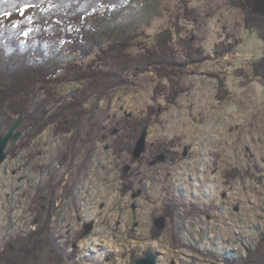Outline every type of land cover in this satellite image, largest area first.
<instances>
[{"label":"rangeland","instance_id":"374dc122","mask_svg":"<svg viewBox=\"0 0 264 264\" xmlns=\"http://www.w3.org/2000/svg\"><path fill=\"white\" fill-rule=\"evenodd\" d=\"M123 2L100 9L101 31L136 28L124 60L139 59L138 73L112 80L70 126L35 136L43 119L24 121L0 167V264H136L148 253L156 264H240L262 243L264 85L252 63L264 43L245 20L264 15V0ZM62 45L49 65L95 59ZM167 77L186 91L174 104ZM85 86L52 83L48 116Z\"/></svg>","mask_w":264,"mask_h":264},{"label":"trees","instance_id":"16d2710c","mask_svg":"<svg viewBox=\"0 0 264 264\" xmlns=\"http://www.w3.org/2000/svg\"><path fill=\"white\" fill-rule=\"evenodd\" d=\"M123 1L0 0V130L9 131L16 118L33 123L31 118L37 114L43 120L30 126L35 136L51 124L70 126L74 118L82 114L80 106L105 95L112 80L126 83L124 76L128 72L138 73L139 59L124 60L125 51L132 46L129 42L137 38L136 28L101 31L104 18L98 15L100 9L105 7L103 15L107 17L114 6H123ZM191 1L178 0L183 8H188ZM89 19H92L91 25H88ZM245 21L259 33L264 43V15L246 11ZM73 23L78 26L77 36L69 30ZM161 36L160 41H164ZM53 37H59L60 41L54 42ZM82 41L86 46L81 44ZM67 42H71V54L83 60L91 56L95 59L86 66L77 62L49 65L54 56H61L62 44ZM227 51L230 49H224L221 54ZM159 72L156 71L157 76ZM252 74L264 85V53L252 63ZM66 78L85 82L87 86L79 92V101L62 103L48 116L47 109L54 103L51 85L66 81ZM167 81L170 92L166 100L174 104L186 91L172 78L167 77ZM43 91L47 96L38 102L37 96ZM161 150L169 153L165 148ZM262 238L260 245L248 251L251 258L241 259L240 264H264V234Z\"/></svg>","mask_w":264,"mask_h":264},{"label":"water","instance_id":"95a60500","mask_svg":"<svg viewBox=\"0 0 264 264\" xmlns=\"http://www.w3.org/2000/svg\"><path fill=\"white\" fill-rule=\"evenodd\" d=\"M24 123V119H20L14 123L10 130L5 135H0V167L7 159V149L11 143L15 144L21 137L20 128ZM147 149V136L142 134L138 139L133 155L135 158H140ZM136 264H156V255L148 253L145 258H142L136 262Z\"/></svg>","mask_w":264,"mask_h":264},{"label":"flooded vegetation","instance_id":"af4514ba","mask_svg":"<svg viewBox=\"0 0 264 264\" xmlns=\"http://www.w3.org/2000/svg\"><path fill=\"white\" fill-rule=\"evenodd\" d=\"M229 264H230V262H229Z\"/></svg>","mask_w":264,"mask_h":264}]
</instances>
